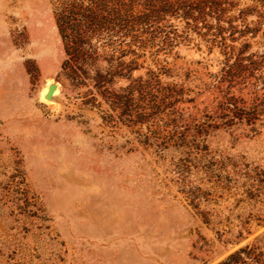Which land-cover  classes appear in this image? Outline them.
<instances>
[{
    "label": "rangeland",
    "instance_id": "obj_1",
    "mask_svg": "<svg viewBox=\"0 0 264 264\" xmlns=\"http://www.w3.org/2000/svg\"><path fill=\"white\" fill-rule=\"evenodd\" d=\"M0 264H264V0H0Z\"/></svg>",
    "mask_w": 264,
    "mask_h": 264
},
{
    "label": "water",
    "instance_id": "obj_2",
    "mask_svg": "<svg viewBox=\"0 0 264 264\" xmlns=\"http://www.w3.org/2000/svg\"><path fill=\"white\" fill-rule=\"evenodd\" d=\"M56 88V84L54 83H51L49 86H48V89H47V92L44 94V98L45 99H51L52 98V93L54 91V89Z\"/></svg>",
    "mask_w": 264,
    "mask_h": 264
}]
</instances>
